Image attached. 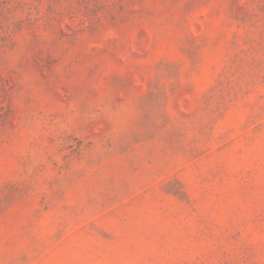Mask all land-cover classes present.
Here are the masks:
<instances>
[{"label": "rangeland", "instance_id": "rangeland-1", "mask_svg": "<svg viewBox=\"0 0 264 264\" xmlns=\"http://www.w3.org/2000/svg\"><path fill=\"white\" fill-rule=\"evenodd\" d=\"M0 264H264V0H0Z\"/></svg>", "mask_w": 264, "mask_h": 264}]
</instances>
